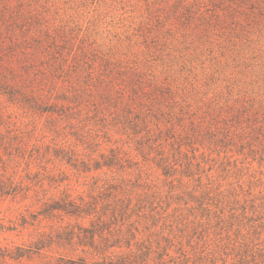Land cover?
I'll list each match as a JSON object with an SVG mask.
<instances>
[{
	"label": "rangeland",
	"instance_id": "rangeland-1",
	"mask_svg": "<svg viewBox=\"0 0 264 264\" xmlns=\"http://www.w3.org/2000/svg\"><path fill=\"white\" fill-rule=\"evenodd\" d=\"M3 186L0 264H264V0H0Z\"/></svg>",
	"mask_w": 264,
	"mask_h": 264
},
{
	"label": "trees",
	"instance_id": "trees-1",
	"mask_svg": "<svg viewBox=\"0 0 264 264\" xmlns=\"http://www.w3.org/2000/svg\"><path fill=\"white\" fill-rule=\"evenodd\" d=\"M110 164V163H109ZM0 192L2 194L10 193L9 189L5 188L4 186L0 188ZM91 207V205H88L85 202H78L75 201L73 198L70 197V195L67 193L65 197L63 198L62 202L55 200L47 204L45 209V214L52 215L55 212H60V215L68 216L70 218L76 217L77 219L85 217L84 215H90L91 211L88 209ZM112 215L115 216L117 214L116 208H112ZM118 215V214H117ZM102 219L101 222L103 225L107 223L106 219H103V215L100 216ZM95 223V222H94ZM70 224L65 226L66 231H68V238L74 239L79 238L80 242H83L85 239L91 240L90 245L94 247V249L98 252L97 257H94V261L87 260L88 258L84 256V259L82 260V264H128L127 259H125L123 256L121 258L117 257L115 258L114 252L108 253V251L104 247L98 246L96 243H94V240L96 239V235H99L98 232L101 230L100 228L91 226L89 228L82 225V222H77L76 226H78L79 231H76L74 226L69 228ZM84 233V234H83ZM43 245L40 247H36L37 250L41 249ZM32 249H30L31 251ZM25 253H19L16 258H20L24 256ZM62 259V258H61ZM61 264V263H59Z\"/></svg>",
	"mask_w": 264,
	"mask_h": 264
}]
</instances>
